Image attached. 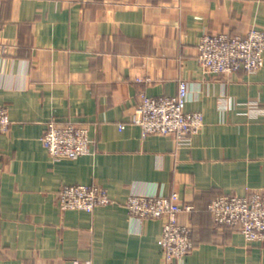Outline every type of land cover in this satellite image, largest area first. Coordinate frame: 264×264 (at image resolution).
Returning <instances> with one entry per match:
<instances>
[{"label": "crops", "instance_id": "0c3cea01", "mask_svg": "<svg viewBox=\"0 0 264 264\" xmlns=\"http://www.w3.org/2000/svg\"><path fill=\"white\" fill-rule=\"evenodd\" d=\"M264 32V0H0V264H264V244L215 226L221 195L264 189V59L254 74L203 72L204 33ZM203 126L186 143L130 124L140 94L173 96ZM56 120L89 129L86 156L53 161L43 143ZM125 129L119 130L118 125ZM65 185H96L112 203L62 211ZM177 193L194 249L166 262L165 218L140 222L132 195Z\"/></svg>", "mask_w": 264, "mask_h": 264}, {"label": "built area", "instance_id": "2783aa9c", "mask_svg": "<svg viewBox=\"0 0 264 264\" xmlns=\"http://www.w3.org/2000/svg\"><path fill=\"white\" fill-rule=\"evenodd\" d=\"M197 60L204 73L229 75L237 71L256 73L264 59V32L251 29L246 34L204 33L197 44ZM188 85L181 81L173 96L148 97L140 94L130 124L141 129L142 136L172 135L186 143L203 126L199 112L185 110ZM8 109L0 106V133L8 131ZM125 129L124 124L118 125ZM42 143L53 161L75 159L90 153L89 129L77 123L45 125ZM62 211L92 212L112 203L108 192L96 185H65L58 193ZM128 215L140 222L162 219L158 246L166 262L183 260L193 249L191 229L178 221L179 214L193 207L179 202L177 193L164 196L130 195L125 204ZM215 226L239 232L248 243L264 244V189L250 196L221 195L209 205ZM86 264H90L89 262Z\"/></svg>", "mask_w": 264, "mask_h": 264}]
</instances>
